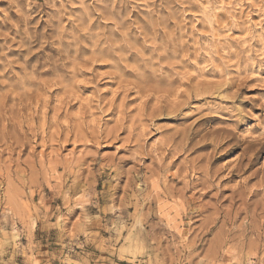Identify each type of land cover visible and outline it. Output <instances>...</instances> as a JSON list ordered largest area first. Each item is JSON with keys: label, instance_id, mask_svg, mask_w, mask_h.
<instances>
[{"label": "rangeland", "instance_id": "rangeland-1", "mask_svg": "<svg viewBox=\"0 0 264 264\" xmlns=\"http://www.w3.org/2000/svg\"><path fill=\"white\" fill-rule=\"evenodd\" d=\"M0 264H264V0H0Z\"/></svg>", "mask_w": 264, "mask_h": 264}]
</instances>
